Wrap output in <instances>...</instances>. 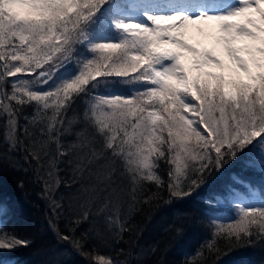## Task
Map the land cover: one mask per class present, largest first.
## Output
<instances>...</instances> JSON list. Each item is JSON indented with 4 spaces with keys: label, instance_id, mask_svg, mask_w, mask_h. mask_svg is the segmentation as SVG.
Returning a JSON list of instances; mask_svg holds the SVG:
<instances>
[{
    "label": "snow or ice",
    "instance_id": "6c2138e0",
    "mask_svg": "<svg viewBox=\"0 0 264 264\" xmlns=\"http://www.w3.org/2000/svg\"><path fill=\"white\" fill-rule=\"evenodd\" d=\"M80 46L90 58L78 57ZM71 62L77 71L57 79ZM102 83L137 87L128 96L97 94L88 102L85 127L70 146L83 151L68 163L77 173L72 183L93 177L95 183L77 189L83 202L66 225L68 234L55 227L53 218L64 211L50 195L55 189L45 181L42 193L52 208L49 227L90 264H123L85 251L95 228L79 237L75 232L101 214L117 235L129 230L127 217L121 219L124 195L131 212L165 187L169 202L191 197L233 162L264 174V155L248 156L249 146L264 147V0H0V109L14 144H24L15 133L25 106L34 103L37 116L52 113L40 129L48 140L32 138L28 146L38 165L50 141L57 157L70 154L58 139L68 131L60 127L63 113ZM24 133L32 137L27 126ZM161 165L167 180L158 174ZM145 181L157 191L148 192ZM234 202L238 219L211 220L207 249L217 257L264 240V204ZM30 243L14 233L0 235V264H10L3 252Z\"/></svg>",
    "mask_w": 264,
    "mask_h": 264
},
{
    "label": "trees",
    "instance_id": "16d2710c",
    "mask_svg": "<svg viewBox=\"0 0 264 264\" xmlns=\"http://www.w3.org/2000/svg\"><path fill=\"white\" fill-rule=\"evenodd\" d=\"M107 34L115 38L113 32L108 31ZM77 55L90 58L83 46L78 47ZM64 71H77L75 62L66 65L59 73ZM19 75L21 78H32L30 74ZM136 87L102 83L97 89H90L89 93L78 97L72 107L63 113V120L59 122L62 129H68L58 137L61 151L70 149V154L57 157L56 142L50 141L47 145L49 155H42L39 165L29 155L28 146L32 138L48 140L47 135L40 129L46 128L51 111L47 114L40 113L38 119L43 123L41 127L36 122L29 124L24 118L25 115L28 117L37 114L35 104L24 107L23 113L17 119L15 133L16 138L24 141L23 145H19L14 144L13 137L9 134L7 115L0 109V235L14 233L31 241L27 247L3 252V257L12 256L17 264H90L89 259L76 253L69 243L58 239L49 227L48 222L53 215L49 200L42 196L45 181L55 189L50 193L52 199L59 201L64 209L59 218H53L55 227L61 233L68 234L66 225L76 219L80 211L78 205L83 202L76 198L77 189L81 184L95 183L94 177L88 180L77 179L76 183H72L77 178V173L73 171L75 164L68 163L69 160H74V154H81L83 151L70 146L78 142L76 133L85 127L84 113L88 102L94 95L106 94L109 90H120L128 96ZM5 90L10 92V84L5 86ZM25 126L32 133L31 138L25 135ZM249 148V157L259 158L264 155V147L260 144L254 149L252 146ZM52 159L58 160L54 167L49 164ZM165 167L161 165L158 174L167 180ZM95 168L94 165L93 170ZM54 170L58 171L49 176V172ZM84 175H87V171ZM144 184L148 192L157 191L154 184L147 181ZM124 187L128 192L131 191L126 181ZM237 192L247 198L253 192L264 198V174L257 169L244 167L242 161L233 162L230 167L226 166L214 172L207 183L191 197L172 198L169 202L170 197L165 187L150 204L140 203L131 212L128 210L131 198L124 195L121 219L127 217L129 230L117 235L116 228H109L101 214L99 217L92 216L81 224L75 235L79 237L82 232L95 228L85 251L93 255H105L106 258L123 264H264V240H254L252 244L234 248L219 257L212 255L207 249V243L213 242L212 233L215 230L211 223L212 215L217 210L233 213L232 207L236 204L230 198L239 197ZM218 197L223 202H217ZM209 200L212 203H208ZM98 206L94 205L93 211Z\"/></svg>",
    "mask_w": 264,
    "mask_h": 264
},
{
    "label": "rangeland",
    "instance_id": "374dc122",
    "mask_svg": "<svg viewBox=\"0 0 264 264\" xmlns=\"http://www.w3.org/2000/svg\"><path fill=\"white\" fill-rule=\"evenodd\" d=\"M108 36V35H107ZM110 37V36H109ZM111 38H113V37H111ZM93 39H97V36H93ZM99 39V38H98ZM113 39H115V38H113ZM73 72H69V71H64V72H62V73H59L58 75H59V78H63V77H66V76H68V75H71ZM15 78H13V80H14ZM48 86H44V88L46 89ZM116 94H122L123 95V93H120V92H118V91H116ZM31 106H33V105H31ZM26 115L24 116V118H25V120L26 121H29L28 119H26ZM31 117H36V120H35V122L36 123H38L41 127L43 126V123H40V119H38V117L39 116H37V114H35V115H32V116H28L27 118H31ZM42 121V120H41ZM29 124H31L30 122H29ZM254 197V195L251 197V200H250V198H249V200L247 201V199H245L244 197L243 198H234L233 196H231V200H239L240 202H242L243 204H245V205H253V206H257L256 204H260V205H262V204H264V201H262V200H259V199H256V198H253ZM219 200H222V199H219ZM250 201V202H249ZM235 211H237L238 212V209L236 208L235 209ZM220 216V215H219ZM225 217L224 218H226V219H230V218H233L232 216H226V215H224ZM10 264H17V263H15L14 261L13 262H10Z\"/></svg>",
    "mask_w": 264,
    "mask_h": 264
}]
</instances>
